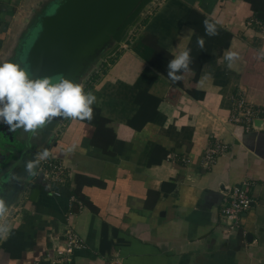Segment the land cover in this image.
Returning <instances> with one entry per match:
<instances>
[{"label":"crops","instance_id":"obj_1","mask_svg":"<svg viewBox=\"0 0 264 264\" xmlns=\"http://www.w3.org/2000/svg\"><path fill=\"white\" fill-rule=\"evenodd\" d=\"M39 1L0 0V63H16L29 7ZM206 18L219 22L218 35H205ZM262 26L249 0H159L85 84L111 121L65 120L49 151L70 178L60 194L44 185L9 214L0 264H48L71 225L85 243L76 264H264V117L250 129L231 118L237 98L264 107ZM185 48L191 71L173 82L168 61ZM229 49L241 56L232 69L223 60ZM253 75L262 79L255 90L244 80ZM219 143L227 151L205 165L206 149ZM245 180L252 206L226 232L223 199Z\"/></svg>","mask_w":264,"mask_h":264},{"label":"water","instance_id":"obj_2","mask_svg":"<svg viewBox=\"0 0 264 264\" xmlns=\"http://www.w3.org/2000/svg\"><path fill=\"white\" fill-rule=\"evenodd\" d=\"M158 1L48 0L27 19L24 35L17 41L16 63L37 77H64L85 86L92 72L123 48ZM65 120L53 119L37 136L23 129L3 130L9 151L3 150L0 158V197L9 205V214L25 192L36 200L42 186L50 191L43 174L36 168L37 175H29L25 165L49 150ZM262 124V119L253 123Z\"/></svg>","mask_w":264,"mask_h":264},{"label":"clouds","instance_id":"obj_3","mask_svg":"<svg viewBox=\"0 0 264 264\" xmlns=\"http://www.w3.org/2000/svg\"><path fill=\"white\" fill-rule=\"evenodd\" d=\"M210 18L203 21L205 35L212 37L219 34L217 24ZM189 32L192 29L188 30ZM198 46L203 50L204 38H197ZM241 59L240 53L226 50L223 60L232 69ZM257 59H264V48L258 52ZM191 49L185 48L168 61L167 75L173 82L183 79L177 73L191 71ZM97 103L96 95L85 91L82 82L68 78H50L34 76L26 66L5 61L0 63V123L9 130L23 129L31 136H37L53 119L63 118L74 121H91L93 105ZM78 148L72 144L65 151L72 153ZM52 153L45 149L34 160L26 162L25 170L29 175H37L35 169L40 161L49 158ZM9 205L0 197V239H6L11 233L7 222Z\"/></svg>","mask_w":264,"mask_h":264},{"label":"built area","instance_id":"obj_4","mask_svg":"<svg viewBox=\"0 0 264 264\" xmlns=\"http://www.w3.org/2000/svg\"><path fill=\"white\" fill-rule=\"evenodd\" d=\"M260 25L259 21L256 20ZM264 27V26H262ZM264 117V107H256L246 103L243 97L237 98L233 108L232 121L242 123L246 129L252 127L253 121L256 118ZM226 144H215L206 149L204 155L205 165L212 164L218 156L227 151ZM37 169L43 174L44 181L47 183L50 191L56 195L60 194L59 188L66 185L70 178V170L60 162L57 158L51 155L49 158L38 163ZM249 181L245 180L241 184L231 188L230 192L224 197L222 203V217L224 218V230L230 232L239 226L241 216L252 206L253 199L249 194ZM28 191L19 200L14 208L12 215L17 209H22L29 199ZM80 203H82L80 201ZM65 239L61 246L55 251L53 256L48 257V264H76L75 252L85 247L84 239L75 230L74 226H68L65 231ZM29 264H41L39 261H34Z\"/></svg>","mask_w":264,"mask_h":264},{"label":"trees","instance_id":"obj_5","mask_svg":"<svg viewBox=\"0 0 264 264\" xmlns=\"http://www.w3.org/2000/svg\"><path fill=\"white\" fill-rule=\"evenodd\" d=\"M253 7L256 9V17L260 19L262 22H264V10H261L258 8L259 0H249ZM115 60V57L110 58L108 61L104 62L99 68L95 69L90 77L88 78L87 82L90 83L93 79H95L97 76L101 74L102 71H105L108 67V63H112ZM244 80L248 83L251 90H255V87L262 82V79L260 77H256V75H253V78L247 79V77H244ZM93 119L90 121L91 123L95 124L98 128H103L107 123H109V119H106L101 115V112L98 108L93 106ZM89 122V121H88Z\"/></svg>","mask_w":264,"mask_h":264},{"label":"rangeland","instance_id":"obj_6","mask_svg":"<svg viewBox=\"0 0 264 264\" xmlns=\"http://www.w3.org/2000/svg\"><path fill=\"white\" fill-rule=\"evenodd\" d=\"M46 1L48 0H40L36 5L34 6H30L29 7V17L28 18H32L33 15H34V11L37 12V11H41V9L43 8L44 4L46 3ZM31 37L28 38V42L30 41ZM7 138H6V135L5 133L3 132V130L0 129V158H3L4 155H3V150H7L9 151V146L7 145Z\"/></svg>","mask_w":264,"mask_h":264}]
</instances>
